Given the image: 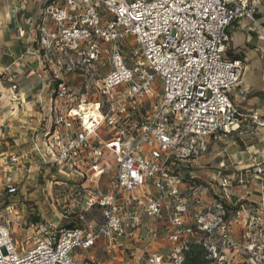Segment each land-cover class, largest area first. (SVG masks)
Here are the masks:
<instances>
[{"label":"built area","instance_id":"1","mask_svg":"<svg viewBox=\"0 0 264 264\" xmlns=\"http://www.w3.org/2000/svg\"><path fill=\"white\" fill-rule=\"evenodd\" d=\"M260 2H48L36 52L49 123L30 150L0 161V264H187L195 244L206 264H264V207L249 209L222 170L212 181L200 170L212 144L264 128L263 113L231 97L246 65L229 54V27L243 19L264 39ZM250 156L264 177V157ZM36 158L63 177L50 214L23 221L18 185L1 176Z\"/></svg>","mask_w":264,"mask_h":264},{"label":"crops","instance_id":"2","mask_svg":"<svg viewBox=\"0 0 264 264\" xmlns=\"http://www.w3.org/2000/svg\"><path fill=\"white\" fill-rule=\"evenodd\" d=\"M49 1L0 0V161L12 153L30 150L32 140L43 139L42 127L49 123L52 89L36 52L39 35L36 26ZM29 18L32 25L28 23ZM257 20L264 24V0L259 4ZM229 31L232 38L229 54L244 59L246 65L243 84L232 92L231 97L245 112L264 114V39L260 37L261 30L255 28L251 20L243 19L231 25ZM14 85L18 96L10 99ZM250 154H255L259 161L263 159L264 128L250 127L212 144L200 170L208 181L217 178L218 170L230 175L237 198H244L245 205L254 210L264 207V177L253 173ZM32 161L25 159V169L1 176V180H5L4 177L10 175L18 185L14 196L24 202L20 210L23 221L39 218L42 213L49 215L52 209L50 196L56 188L55 168L41 166L37 158ZM27 162H32L29 169ZM2 190L0 183V193ZM242 231L241 226H234L233 238L240 240ZM18 232L25 237L21 229Z\"/></svg>","mask_w":264,"mask_h":264},{"label":"trees","instance_id":"3","mask_svg":"<svg viewBox=\"0 0 264 264\" xmlns=\"http://www.w3.org/2000/svg\"><path fill=\"white\" fill-rule=\"evenodd\" d=\"M187 264H206L205 249L202 245L192 246L187 256Z\"/></svg>","mask_w":264,"mask_h":264},{"label":"rangeland","instance_id":"4","mask_svg":"<svg viewBox=\"0 0 264 264\" xmlns=\"http://www.w3.org/2000/svg\"><path fill=\"white\" fill-rule=\"evenodd\" d=\"M158 84L160 85L161 84V81L158 82ZM59 178H62L63 176H58ZM15 237L20 239V240H24V235L23 234H20L19 232H16L15 234Z\"/></svg>","mask_w":264,"mask_h":264}]
</instances>
